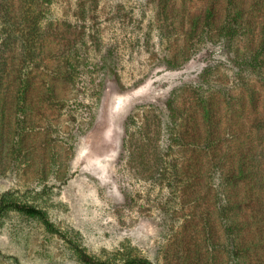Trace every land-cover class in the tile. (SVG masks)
Masks as SVG:
<instances>
[{
  "label": "rangeland",
  "instance_id": "rangeland-1",
  "mask_svg": "<svg viewBox=\"0 0 264 264\" xmlns=\"http://www.w3.org/2000/svg\"><path fill=\"white\" fill-rule=\"evenodd\" d=\"M210 6L211 0H52L46 23L53 32L33 69V101L0 110V202L7 195L43 210L59 232L4 214L0 264H82L71 243L113 264L134 257L264 264L260 177L252 173L251 183H242L248 197L236 220L248 226L232 253L226 200L208 188L216 186L209 183L215 161L226 166V147L217 160L209 153L198 159L181 139L209 132L226 144V127L245 124L234 154L238 162L244 154L247 171L258 165L256 153L264 163V72L237 76L226 42L216 37L223 20L205 21ZM249 13L264 16V3ZM249 18L239 49L246 39L260 42L262 19ZM196 26L203 38H192ZM200 165L208 173L198 181Z\"/></svg>",
  "mask_w": 264,
  "mask_h": 264
},
{
  "label": "trees",
  "instance_id": "trees-1",
  "mask_svg": "<svg viewBox=\"0 0 264 264\" xmlns=\"http://www.w3.org/2000/svg\"><path fill=\"white\" fill-rule=\"evenodd\" d=\"M51 2L52 0H0V110L11 101L18 106L21 102L22 107L33 101L35 86L32 77L33 69L40 66L43 55L47 52L46 43L53 32L46 23V15L51 11ZM256 3L262 5L264 0H211V6L205 18L207 26L216 18V23L217 20H223L216 29V37L226 42V51L232 56L231 66L241 80H244L246 75L264 72V16L261 14L256 17L249 13L251 5ZM249 15L253 16L258 23L262 19L260 42L246 44L249 40L246 39L242 49H239L236 45L240 43L242 30L246 31V36L252 27L253 22ZM187 34L190 36L191 31ZM198 37L203 38V35L197 32L196 26L192 38ZM262 84L264 87V82ZM205 112L204 115L209 117L211 114L209 106L205 108ZM253 125L256 123L254 122ZM245 127V124L239 125L238 129L232 125L227 126L226 144L224 137L215 138L209 132H207L209 134L207 138L193 139L194 137L189 133L181 138L186 140L185 145L190 150L196 148L198 159L204 153H209L211 160H217L226 147V166L223 167L221 162L215 161L214 169L210 172L209 183H216V186L213 190L210 185L208 188L211 190V196L216 200H226V214L231 217L226 225V234L232 253L238 251L245 242L243 233L248 226L246 220L240 222L236 220V217L239 219L245 214L242 208L243 199L248 197V191L241 190L242 183H251L250 176L255 173L260 177L259 183L264 184V163L259 161V154L256 153L258 160L254 159L258 165L250 171L245 169L244 154L239 153L242 159L240 162L234 154L237 143L235 134L246 132ZM195 132L198 134V129ZM204 172L206 175L208 169L200 165L196 171V180L200 181ZM214 203L219 205L217 202ZM8 212H16L37 219L50 232H59L43 210L15 201L5 195L0 202V218ZM71 244L82 264H113L91 256L77 244ZM123 264L153 263L143 257H134L127 259Z\"/></svg>",
  "mask_w": 264,
  "mask_h": 264
}]
</instances>
